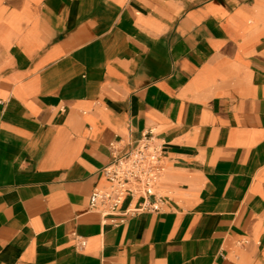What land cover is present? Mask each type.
Returning <instances> with one entry per match:
<instances>
[{
  "label": "crops",
  "instance_id": "1",
  "mask_svg": "<svg viewBox=\"0 0 264 264\" xmlns=\"http://www.w3.org/2000/svg\"><path fill=\"white\" fill-rule=\"evenodd\" d=\"M150 130L169 203L105 222ZM0 264H264V0H0Z\"/></svg>",
  "mask_w": 264,
  "mask_h": 264
},
{
  "label": "built area",
  "instance_id": "2",
  "mask_svg": "<svg viewBox=\"0 0 264 264\" xmlns=\"http://www.w3.org/2000/svg\"><path fill=\"white\" fill-rule=\"evenodd\" d=\"M110 151V162L102 169L108 186L92 191L90 210L113 225L124 223L130 216L162 211L170 200L159 191L167 169L166 143L150 130L129 147L111 142ZM85 245L86 239L78 236V247Z\"/></svg>",
  "mask_w": 264,
  "mask_h": 264
}]
</instances>
